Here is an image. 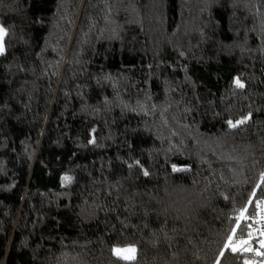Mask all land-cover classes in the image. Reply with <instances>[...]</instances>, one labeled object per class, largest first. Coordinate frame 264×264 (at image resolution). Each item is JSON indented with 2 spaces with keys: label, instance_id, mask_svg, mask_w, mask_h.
I'll return each mask as SVG.
<instances>
[{
  "label": "trees",
  "instance_id": "trees-1",
  "mask_svg": "<svg viewBox=\"0 0 264 264\" xmlns=\"http://www.w3.org/2000/svg\"><path fill=\"white\" fill-rule=\"evenodd\" d=\"M0 26V264H264V0H0Z\"/></svg>",
  "mask_w": 264,
  "mask_h": 264
},
{
  "label": "snow or ice",
  "instance_id": "snow-or-ice-1",
  "mask_svg": "<svg viewBox=\"0 0 264 264\" xmlns=\"http://www.w3.org/2000/svg\"><path fill=\"white\" fill-rule=\"evenodd\" d=\"M6 33H5V30L2 28V27H0V52H3V38H4V35H5ZM65 179H68L67 177L65 178ZM234 251H235V249H233ZM124 251H129V252H135V249H127V250H124ZM120 252H121V250L120 249H117L116 250V253L119 255L120 254ZM124 259H131V257H124Z\"/></svg>",
  "mask_w": 264,
  "mask_h": 264
},
{
  "label": "rangeland",
  "instance_id": "rangeland-1",
  "mask_svg": "<svg viewBox=\"0 0 264 264\" xmlns=\"http://www.w3.org/2000/svg\"><path fill=\"white\" fill-rule=\"evenodd\" d=\"M1 27V26H0ZM4 37H5V35H4ZM3 40H4V38H3ZM262 244H264V242L262 243ZM124 257H130L129 255H126V253H124V255H123Z\"/></svg>",
  "mask_w": 264,
  "mask_h": 264
}]
</instances>
